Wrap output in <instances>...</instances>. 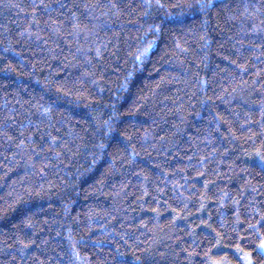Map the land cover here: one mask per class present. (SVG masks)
Instances as JSON below:
<instances>
[{
	"label": "trees",
	"instance_id": "trees-1",
	"mask_svg": "<svg viewBox=\"0 0 264 264\" xmlns=\"http://www.w3.org/2000/svg\"><path fill=\"white\" fill-rule=\"evenodd\" d=\"M0 264H264V0H0Z\"/></svg>",
	"mask_w": 264,
	"mask_h": 264
}]
</instances>
